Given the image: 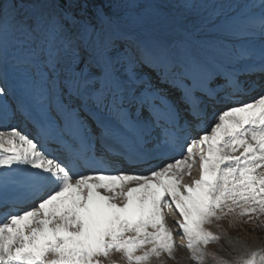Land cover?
<instances>
[{"label": "snow or ice", "instance_id": "snow-or-ice-1", "mask_svg": "<svg viewBox=\"0 0 264 264\" xmlns=\"http://www.w3.org/2000/svg\"><path fill=\"white\" fill-rule=\"evenodd\" d=\"M255 36L258 53L245 42ZM10 75L20 98L10 105L0 86V206H31L0 221V264H165L178 248L193 264H264V248L231 260L209 251L222 220L264 225V0L240 11L0 0V83ZM218 78L220 91L209 87ZM226 103L210 132L191 136ZM17 115L36 135L8 124Z\"/></svg>", "mask_w": 264, "mask_h": 264}, {"label": "rangeland", "instance_id": "rangeland-1", "mask_svg": "<svg viewBox=\"0 0 264 264\" xmlns=\"http://www.w3.org/2000/svg\"><path fill=\"white\" fill-rule=\"evenodd\" d=\"M225 1L226 0H216L217 3H224ZM172 2L176 4L179 2V0H172ZM200 3L207 4L209 7H211L213 0H200ZM236 3L240 5L243 4L244 1L236 0ZM143 72L145 75V79L151 78L153 82L156 81V74L150 68H145ZM14 78L18 79L17 76L10 75L8 81L11 83H15L16 79L11 80ZM0 86L11 88L12 91L16 90L15 85L13 87H10V85L7 83H5V85L3 83H0ZM159 86L162 88L168 87L167 85L163 84ZM5 90L7 91L8 89ZM170 95H172L170 96V99H174V101H176L175 97L177 95H174V92ZM214 119H212V121ZM171 219L172 218L170 216L168 221L169 227H171L174 232H177L178 229L173 222H170ZM219 223L225 235L220 240L218 245H210L209 251L217 252L218 254L225 256V258L231 260L233 256L241 253L244 247H247L249 250L264 248V225L257 226L253 225L252 223H244L243 221H236L234 224H230L228 219L222 220ZM211 230L214 232L217 231L215 227H213ZM229 240L232 241V244L229 243ZM176 242L177 244L181 243L180 237L178 235L176 236ZM233 244L237 249V253H233L231 250ZM187 257V251L185 249L178 248L176 251V259L174 261L166 260L165 264H193V262Z\"/></svg>", "mask_w": 264, "mask_h": 264}, {"label": "bare ground", "instance_id": "bare-ground-1", "mask_svg": "<svg viewBox=\"0 0 264 264\" xmlns=\"http://www.w3.org/2000/svg\"><path fill=\"white\" fill-rule=\"evenodd\" d=\"M240 1H244V3L243 4H238V3H236V0H226L223 4L225 5V7L227 8V7H232L235 11H240L241 9H242V7L244 6V5H246V4H249L250 2H251V0H240ZM250 47H252L253 49H255L256 50V52L258 53V51H259V48H260V39H259V37L258 36H255V37H248V38H246V41H245ZM19 79V78H18ZM18 79H16V82L15 83H11V82H9V81H7V84H9L10 85V87H13L14 85H15V89L16 90H14L13 91V93L15 94V97H18V98H20V94H19V91L17 90V82H18ZM243 79H245V77H242V80ZM248 79H256V77L255 76H253V78H251V77H249ZM217 80V79H216ZM218 80H219V78H218ZM220 82H222V84L221 85H223L224 84V80H222V81H220ZM4 85H5V83H3ZM216 90L217 91H220L221 89H220V87H218V88H216ZM257 95V92H251V93H249L248 95H241V96H239V97H237L236 99H239V100H241V101H248V100H250V99H252L253 97H255ZM13 97V96H12ZM8 98V97H7ZM216 106V108L218 109V112L219 111H222V110H224V108L225 107H231V106H234L233 105V103H226V104H217V105H215ZM215 121H209L208 122V120H206L205 122H204V127H203V129H201V131L199 132H195L194 130H196V129H193L192 128V130H191V133L193 134L192 136H194V137H197L198 138V135H201V134H203V131H209L210 132V130H211V124H213ZM20 130H22V128L20 129ZM31 135H36V133L35 132H32V134ZM27 208H24V209H22V210H19V211H23V210H26ZM5 219V216H3V217H0V221H3ZM6 222V221H5ZM170 222H173L172 221V219H171V221ZM174 223V222H173ZM176 230V229H175Z\"/></svg>", "mask_w": 264, "mask_h": 264}, {"label": "trees", "instance_id": "trees-1", "mask_svg": "<svg viewBox=\"0 0 264 264\" xmlns=\"http://www.w3.org/2000/svg\"><path fill=\"white\" fill-rule=\"evenodd\" d=\"M109 2H115V0H92V3L96 5H107Z\"/></svg>", "mask_w": 264, "mask_h": 264}]
</instances>
